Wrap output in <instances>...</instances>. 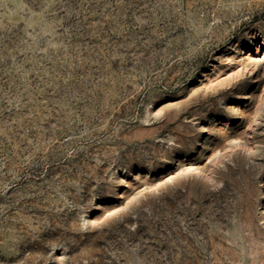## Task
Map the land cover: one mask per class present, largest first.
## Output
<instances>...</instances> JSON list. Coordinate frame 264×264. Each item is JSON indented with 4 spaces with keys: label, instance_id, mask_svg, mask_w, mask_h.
<instances>
[{
    "label": "rangeland",
    "instance_id": "374dc122",
    "mask_svg": "<svg viewBox=\"0 0 264 264\" xmlns=\"http://www.w3.org/2000/svg\"><path fill=\"white\" fill-rule=\"evenodd\" d=\"M0 264H264V0H0Z\"/></svg>",
    "mask_w": 264,
    "mask_h": 264
}]
</instances>
